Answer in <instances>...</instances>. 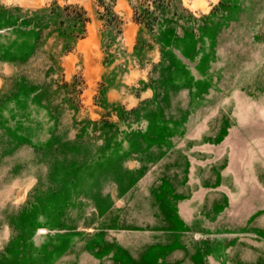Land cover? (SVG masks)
<instances>
[{
	"label": "rangeland",
	"instance_id": "obj_1",
	"mask_svg": "<svg viewBox=\"0 0 264 264\" xmlns=\"http://www.w3.org/2000/svg\"><path fill=\"white\" fill-rule=\"evenodd\" d=\"M0 264H264V0H0Z\"/></svg>",
	"mask_w": 264,
	"mask_h": 264
}]
</instances>
